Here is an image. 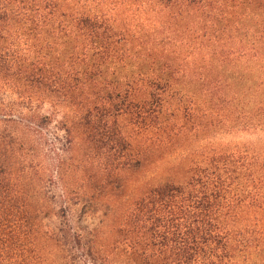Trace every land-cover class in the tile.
<instances>
[{
  "label": "trees",
  "instance_id": "16d2710c",
  "mask_svg": "<svg viewBox=\"0 0 264 264\" xmlns=\"http://www.w3.org/2000/svg\"><path fill=\"white\" fill-rule=\"evenodd\" d=\"M262 69L264 0H0V264H264V138L116 202L264 137Z\"/></svg>",
  "mask_w": 264,
  "mask_h": 264
},
{
  "label": "rangeland",
  "instance_id": "374dc122",
  "mask_svg": "<svg viewBox=\"0 0 264 264\" xmlns=\"http://www.w3.org/2000/svg\"><path fill=\"white\" fill-rule=\"evenodd\" d=\"M250 66H251L250 61H246V60H243L239 64V66L237 65L236 72H239L243 76L244 89L246 90L245 95L240 97L241 101L235 102L234 104H232V106H225L224 104L221 103V105L217 107V110H215L217 114H222L223 109H228L227 107H231L232 110H234V112H236L235 110H237V114H239L238 116L239 120L245 115L248 116V114H250V100H252L250 97L252 95V92H250V88H252V90H255V86H252L250 84ZM211 69L212 68H206V70H211ZM213 69L218 70L222 74L229 75V73L232 70V67L222 66V67H218V69L217 67H214ZM258 76L259 78H261L259 79L260 80L259 82H263L264 69L259 70ZM258 87L261 88V86H258ZM199 109L201 111L200 114H203L204 107L201 108L199 106ZM247 116L244 118H247ZM238 122L244 123L245 121L241 119ZM243 123H240V124H243ZM259 138H264V137H261L260 135L254 136V135L245 134V133L229 134V132L226 129L222 130V129L215 128L210 133L201 135L196 143H193V142L187 143V144L185 143L183 146L179 148V151L170 155V157L167 160H165L162 164L154 163L150 167L145 169L143 172L132 175L129 190L127 192L126 191L118 192V197H117L116 202L118 205H120L121 209L124 208L126 206L127 201H129V196H130L129 192L131 189L133 190V192H135L139 188L141 183L145 181L150 184L155 183V181H157L159 178L157 177L158 176L157 171L159 172L161 168H168L171 165L175 164L180 154L187 152L186 151L187 149L194 150V149L204 148L205 146H210V148L213 147L216 149L229 150L231 148H234L235 146H241L242 144L255 142L259 140ZM72 146L73 147L71 151L68 153V155H66V157L68 158L72 157L73 159H75L78 157L77 153L79 151L78 149L79 147L77 148L76 143L73 144Z\"/></svg>",
  "mask_w": 264,
  "mask_h": 264
}]
</instances>
